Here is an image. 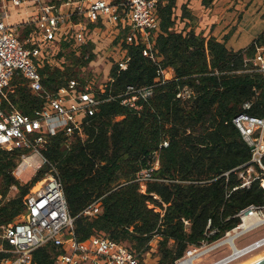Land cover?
<instances>
[{"label":"trees","instance_id":"obj_1","mask_svg":"<svg viewBox=\"0 0 264 264\" xmlns=\"http://www.w3.org/2000/svg\"><path fill=\"white\" fill-rule=\"evenodd\" d=\"M66 1L50 4L59 8ZM176 1H157L160 28L153 36V57L139 38L128 40L131 27L121 28L115 37L119 58H129L127 67H120L118 57L111 58L108 81L95 86L102 102L87 117L85 138L64 132L46 134L43 153L49 162L26 183L13 171L27 150L0 148V245L4 249L12 246L2 237L3 226L23 217L24 196L51 165L57 168L79 240L108 236L142 260L156 237V264H175L192 247L222 239L241 224V210L264 205L259 180L241 186L240 171L245 166L237 168L251 159L252 151L233 121L247 102L252 103L247 112L264 117V74L253 61L258 47H264V34L248 47L234 50L215 36L177 31ZM74 20L85 22L86 39L79 43L72 33L57 43L58 58L64 60L60 64L48 60L39 67L48 92H57L71 79L93 80L92 73L85 76L82 71L97 58L93 33L105 25L80 15H74ZM34 29L33 24L20 26V37ZM168 68L174 76L165 79L161 70ZM13 83L17 85L10 94L14 107L32 114L44 104L24 76L17 75ZM130 85H155L152 96L138 101L143 105L139 111L122 103ZM185 87L192 90L190 96L178 97ZM165 140L168 145H161ZM156 159L159 167L143 191L134 181L136 173ZM13 185L18 190L8 198ZM98 198L102 208L97 216L80 215ZM61 252L51 243L39 247L33 252L34 264H55ZM15 257L0 250V264Z\"/></svg>","mask_w":264,"mask_h":264},{"label":"built area","instance_id":"obj_2","mask_svg":"<svg viewBox=\"0 0 264 264\" xmlns=\"http://www.w3.org/2000/svg\"><path fill=\"white\" fill-rule=\"evenodd\" d=\"M157 1L125 0L114 3L113 0H67L59 8H54L45 0H0V148L27 150L13 171L17 179L22 181L29 168L37 171L49 162L43 153L48 143L46 134L64 132L68 136L85 138L87 117L94 115L102 102L93 80L83 83L71 79L55 93L43 88L39 67L51 61L50 43L66 40L72 33L79 43L84 42L85 22L74 20V15H80L92 22L101 20L104 25L115 26L119 32L121 28L131 27L128 40L139 38L146 45L145 52L153 57V36L160 28ZM34 2L35 7H30ZM23 13L26 18L21 16ZM17 15H20L19 21L15 23ZM24 24H33L35 29L21 38L20 26ZM93 40L98 42L94 34ZM116 50L121 51L120 46H116ZM128 60L126 57L119 58L120 67L126 68ZM253 61L264 74V47H258ZM161 73L166 79L165 70ZM17 75L24 76L31 90L44 99V104L35 108L32 114L23 113L10 100V94L17 87L13 83ZM154 87L135 88L130 85L122 103L139 111L143 105L138 101L152 96ZM191 93L192 90L185 87L177 96L187 97ZM251 106V102L245 103L244 111L233 120L252 151L251 159L237 169L245 166L240 171L243 178L241 186H250L253 181L259 180L264 188V117L247 112ZM161 145L167 146L168 141ZM158 167L156 159L149 167L136 173L134 181L140 183L143 191H146L147 183L154 179L153 173ZM12 187L17 188L16 185ZM24 203L26 212L23 217L3 226L2 237L12 247L4 249L0 245V250L16 255L15 258L5 259L3 264H34L33 252L49 243L62 250L55 264H142L137 254L108 236L95 234L85 240L77 238L75 217L69 213L55 165H51L45 176L24 196ZM101 208L102 198H98L80 215L97 216ZM246 212L264 217V205H250L241 210V220ZM262 239L264 237L256 241Z\"/></svg>","mask_w":264,"mask_h":264},{"label":"rangeland","instance_id":"obj_3","mask_svg":"<svg viewBox=\"0 0 264 264\" xmlns=\"http://www.w3.org/2000/svg\"><path fill=\"white\" fill-rule=\"evenodd\" d=\"M242 1V0H239ZM245 6L242 8L241 10V14H243L242 16H239V19H243L245 16L246 11H249V16L246 17V19H244L243 23H246V28H249L251 30V28L254 27V24L256 22H259L260 25H264V7L263 8H257V6L254 4L253 0H243L242 2H246ZM46 3L50 4L51 0H45ZM253 2V3H252ZM35 2L32 3V5L30 7H35ZM241 9V8H240ZM251 9V10H250ZM232 11H237L235 8L231 9ZM238 12V11H237ZM14 21L15 23H17L19 21V16L17 15L15 17ZM260 28V27H259ZM99 36L95 35V38L97 39L98 37V41L96 43V54H97V58L92 61L90 63V65L84 69L82 71V75H89V73H92L93 75V81H94V86H96V84H101L102 86H104V84L108 81L109 79V66L111 65V58H119L121 51L116 50V46L114 45V37L118 35L117 33V28L115 26L112 27L111 31L109 33H107L105 36H103V34H98ZM102 37H103V41H102ZM50 46L53 47L51 48L52 52H51V57L50 59L52 60L53 63L56 64H60L64 59H59L58 58V53L59 50H61L59 48V45L57 44H53L50 43ZM98 46V49H97ZM115 53V54H114ZM54 54V55H53ZM54 56V57H53ZM168 74L165 73V77H167ZM38 171V170H37ZM37 171L34 168H29L27 170V172L25 173V176H23V180L21 182L26 183L29 182L33 176H35V174L37 173ZM35 172V173H34ZM17 188H11L9 193H8V198H11L12 196H14L17 192ZM242 223V220H241ZM239 229V228H237ZM228 234V233H227ZM226 237V236H225ZM223 237V238H225ZM264 237V224L256 229L251 230L248 233H245L243 235H241L238 239H237V245L239 247H245L246 245L251 244L252 242L260 239ZM222 238V239H223ZM221 240V239H220ZM219 241V240H218ZM216 241V242H218ZM216 242L213 243H205L200 247H192L191 249H189L188 251H200L203 248L209 247L213 244H215ZM157 247H158V240L157 238L153 241V243L151 244V249L149 252L146 253V255H144V258L141 260V262L143 264H156L158 258L155 256V252L157 251ZM188 251L185 254V256H183L181 259H179L175 264H180L181 261H183L186 257H188ZM232 252V248H230L229 245H225L222 247H219L217 249H214L212 251H210L209 253L199 257L196 261L197 264H211L223 257H226L229 253ZM257 256H264V245L257 248L256 250L243 255L242 257L231 261L230 263L227 264H246L248 261L252 260L254 257Z\"/></svg>","mask_w":264,"mask_h":264},{"label":"crops","instance_id":"obj_4","mask_svg":"<svg viewBox=\"0 0 264 264\" xmlns=\"http://www.w3.org/2000/svg\"><path fill=\"white\" fill-rule=\"evenodd\" d=\"M242 1L177 0L175 9V28L177 31L184 32L185 34L190 31H195L196 33H203L207 38L215 36L219 40L226 41L227 46L234 50L246 48L257 37L264 34V25H260L259 22H256L251 30L246 28V23H243V21L249 16V11H246L242 20L239 19V16L243 15L240 12L247 3V1ZM253 2L257 8L264 7V0H253ZM185 6L187 12L184 10ZM232 8H235L238 12L235 10L232 11ZM21 16L26 18L25 13ZM112 27L111 25H105L103 28H96L93 34L99 36L98 34L100 33L105 36L111 31ZM117 33L119 34L118 30ZM124 55L125 53L123 52L122 56ZM110 68L111 65L109 66V70ZM165 73L168 74V79L174 76V70L172 68L165 70Z\"/></svg>","mask_w":264,"mask_h":264},{"label":"bare ground","instance_id":"obj_5","mask_svg":"<svg viewBox=\"0 0 264 264\" xmlns=\"http://www.w3.org/2000/svg\"><path fill=\"white\" fill-rule=\"evenodd\" d=\"M264 224V217H259L258 214L255 212L250 214L249 212H246L242 216V223L239 225V229L235 228L232 231L228 232L225 238L219 240L215 244L203 248L202 250L198 251H189L188 252V257H186L180 264H197L196 261L199 257L209 253L210 251L217 249L219 247L229 245L230 248H232V252L229 253L226 257H223L211 264H227L230 263L231 261H234L243 255H246L257 248L261 247L264 245V240L263 241H258V243L254 245H246L245 247H239L237 245V239L245 234L250 232L253 229H256L257 227L261 226ZM255 242V241H254ZM252 242V243H254ZM251 243V244H252ZM264 263V256H257L254 257L252 260L248 261L246 264H263Z\"/></svg>","mask_w":264,"mask_h":264},{"label":"water","instance_id":"obj_6","mask_svg":"<svg viewBox=\"0 0 264 264\" xmlns=\"http://www.w3.org/2000/svg\"><path fill=\"white\" fill-rule=\"evenodd\" d=\"M263 240H264V239H262L261 241H263ZM259 241H260V240H259ZM255 243L257 244V243H258V241H256V242H254V243L250 244V246H251V245H254ZM263 264H264V263H263Z\"/></svg>","mask_w":264,"mask_h":264}]
</instances>
